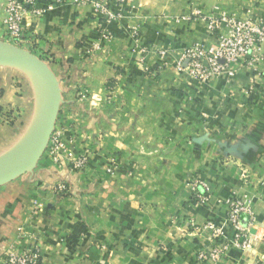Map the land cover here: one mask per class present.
Masks as SVG:
<instances>
[{"label": "crops", "instance_id": "1", "mask_svg": "<svg viewBox=\"0 0 264 264\" xmlns=\"http://www.w3.org/2000/svg\"><path fill=\"white\" fill-rule=\"evenodd\" d=\"M123 7L119 22L98 23L88 5L69 2L22 21L20 46L56 80L55 127L69 141L68 157L85 155L87 164L74 169L67 157L53 164L43 154L0 185V257L13 246L37 249L41 264H202L197 254L210 241L198 227L213 222L221 241L232 240L225 200L244 192L255 238L214 264H264V46L255 67L238 64L232 76L207 83L178 66L185 46L217 41L188 17L192 7L264 18V0ZM1 19L0 10V40ZM38 106L31 76L0 64V161L25 144ZM194 180L208 186L204 204L192 200Z\"/></svg>", "mask_w": 264, "mask_h": 264}, {"label": "built area", "instance_id": "2", "mask_svg": "<svg viewBox=\"0 0 264 264\" xmlns=\"http://www.w3.org/2000/svg\"><path fill=\"white\" fill-rule=\"evenodd\" d=\"M134 0H0L2 12L1 27L2 40L13 45L22 43V21L28 14L40 16L54 6L66 2L74 5H88L94 19L98 23L121 21L124 18V7ZM196 20L204 22L209 31L217 32V41L212 44L192 43L185 46L180 55L178 66L180 69L197 80L207 83L211 80L227 76L236 71V65L255 67L260 59V50L264 46V18L249 15L244 19L237 18L217 7L209 11L192 7L190 15ZM130 36L134 42L140 40L137 27L130 28ZM20 47V46H19ZM182 63L184 64L181 68ZM8 117L5 113L3 114ZM9 118V117H8ZM64 130L54 127L48 140L44 155L53 163L60 164L68 158L74 169H82L87 164V156L77 158L68 157L69 141L63 139ZM71 142V140H70ZM108 171H111L108 168ZM192 200L204 204L209 199L208 186L202 180L189 183ZM56 190H66L64 184H58ZM225 221L234 231L232 240H223L222 228L207 221L198 227L206 233L210 246L203 247L197 254V260L202 264H214L228 253L232 246L246 249L252 245L255 236L250 234V229L257 223L255 211L250 199L244 192L232 193L225 200ZM193 225V222H190ZM0 264H41L37 249L18 251L13 246L7 247Z\"/></svg>", "mask_w": 264, "mask_h": 264}, {"label": "water", "instance_id": "3", "mask_svg": "<svg viewBox=\"0 0 264 264\" xmlns=\"http://www.w3.org/2000/svg\"><path fill=\"white\" fill-rule=\"evenodd\" d=\"M0 64L26 72L35 81L39 106L36 125L25 144L12 156L0 161V185L32 170L43 156L55 127L59 105L56 80L47 66L30 51L0 40Z\"/></svg>", "mask_w": 264, "mask_h": 264}, {"label": "rangeland", "instance_id": "4", "mask_svg": "<svg viewBox=\"0 0 264 264\" xmlns=\"http://www.w3.org/2000/svg\"><path fill=\"white\" fill-rule=\"evenodd\" d=\"M249 2L251 1V0H248ZM252 1H254V0H252ZM206 11V10H205ZM18 46V45H17ZM20 46V45H19ZM21 47V46H20ZM4 120H6V121H9V122H13L14 120H12L11 118H3ZM27 143V142H26ZM44 153H45V151H44Z\"/></svg>", "mask_w": 264, "mask_h": 264}]
</instances>
